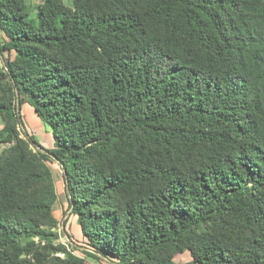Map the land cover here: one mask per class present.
<instances>
[{
	"label": "trees",
	"instance_id": "16d2710c",
	"mask_svg": "<svg viewBox=\"0 0 264 264\" xmlns=\"http://www.w3.org/2000/svg\"><path fill=\"white\" fill-rule=\"evenodd\" d=\"M70 3L0 0V264H264V0Z\"/></svg>",
	"mask_w": 264,
	"mask_h": 264
},
{
	"label": "rangeland",
	"instance_id": "374dc122",
	"mask_svg": "<svg viewBox=\"0 0 264 264\" xmlns=\"http://www.w3.org/2000/svg\"><path fill=\"white\" fill-rule=\"evenodd\" d=\"M27 3H30V0H27ZM63 3L67 6H71L70 0H63ZM0 66H1V59H0ZM21 120H22V126L23 129L20 128L21 134L24 137V132L28 133L30 137H32L35 142L38 144V146H41L42 148L46 150H52L54 148L53 146V139L51 135V131L38 119L34 114L32 109L29 107V105H24L21 110ZM2 127L1 121H0V128ZM35 150H40L39 148L34 147ZM41 151V150H40ZM56 193H57V201L54 206V216L56 217L58 221V227L56 229L57 233H59L60 238L58 241L61 244H65L71 247L79 246L78 243H73L71 239H69V235L71 237H74L76 240H78L79 233L75 226V221L72 218H68L69 213L65 214V206H66V199H65V193H64V185L62 183L61 179V171L57 169L56 164H52L50 166ZM66 222L65 227L62 225ZM63 228L66 230V234L63 231ZM75 240V241H76ZM71 241V242H70ZM74 241V242H75ZM77 244V245H76ZM80 248V247H79ZM75 254L78 256H83L82 253L77 249L75 251ZM91 264H102V262L95 261L91 258H86ZM188 255H183L181 257H178L176 259L177 264H187L189 262ZM104 264H108L104 261Z\"/></svg>",
	"mask_w": 264,
	"mask_h": 264
},
{
	"label": "water",
	"instance_id": "95a60500",
	"mask_svg": "<svg viewBox=\"0 0 264 264\" xmlns=\"http://www.w3.org/2000/svg\"><path fill=\"white\" fill-rule=\"evenodd\" d=\"M17 111H18V108H17Z\"/></svg>",
	"mask_w": 264,
	"mask_h": 264
}]
</instances>
